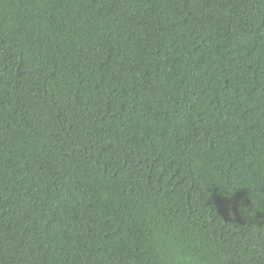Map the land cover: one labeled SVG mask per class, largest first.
Listing matches in <instances>:
<instances>
[{"label":"trees","instance_id":"16d2710c","mask_svg":"<svg viewBox=\"0 0 264 264\" xmlns=\"http://www.w3.org/2000/svg\"><path fill=\"white\" fill-rule=\"evenodd\" d=\"M0 264H264V0H0Z\"/></svg>","mask_w":264,"mask_h":264},{"label":"water","instance_id":"95a60500","mask_svg":"<svg viewBox=\"0 0 264 264\" xmlns=\"http://www.w3.org/2000/svg\"><path fill=\"white\" fill-rule=\"evenodd\" d=\"M164 173V172H163Z\"/></svg>","mask_w":264,"mask_h":264}]
</instances>
